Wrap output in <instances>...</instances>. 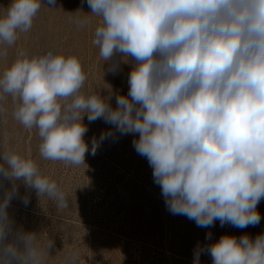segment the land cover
Returning <instances> with one entry per match:
<instances>
[{"label":"clouds","instance_id":"obj_1","mask_svg":"<svg viewBox=\"0 0 264 264\" xmlns=\"http://www.w3.org/2000/svg\"><path fill=\"white\" fill-rule=\"evenodd\" d=\"M55 7L56 0H46ZM43 0H11L0 9V59L28 33ZM100 17L92 44L117 74L130 64L127 95L82 92L86 73L77 55L18 49L0 73V118L38 129L39 155L70 166L85 165L89 123L112 129L93 137L91 154L108 138L138 134L135 151L152 168L168 211L210 228L261 221L264 199V0H87ZM78 12H83L78 9ZM72 22L90 23L83 12ZM115 96L116 106L111 100ZM0 264H46L53 240L16 226L8 212L22 183L55 208L70 207L68 193L41 172L30 154L0 151ZM27 205L29 196L20 197ZM208 232L206 239H211ZM207 253L212 264H264V233L223 234L194 249L193 264ZM70 249L64 264H75Z\"/></svg>","mask_w":264,"mask_h":264},{"label":"rangeland","instance_id":"obj_2","mask_svg":"<svg viewBox=\"0 0 264 264\" xmlns=\"http://www.w3.org/2000/svg\"><path fill=\"white\" fill-rule=\"evenodd\" d=\"M32 29L21 34L9 49L6 59H0V73L11 65L18 49L29 54H42L49 49L63 54L77 55L86 73L82 92L100 91L127 95V76L130 64H122L117 74L107 71L110 62L99 56V48L92 44L100 17L91 15L87 0H56L48 7L43 0ZM11 0H0V9L7 8ZM89 13L90 23L78 27L72 21ZM116 106L115 96L110 101ZM6 117L0 118V151L15 147L37 162L42 173L50 175L68 193L70 207L57 210L47 198H38L35 190L20 183L19 196L8 208L16 226L50 237L53 247L46 264H64L70 249L78 250L75 264H193L197 245L215 242L223 234L255 237L264 233V199L258 204L261 221L255 226L237 228L216 221L210 228L197 227L194 221L182 215L171 214L165 205L161 189L152 176V168L145 157L139 155L132 141L138 134L120 135L105 139L96 154H91L93 137L112 126L98 119L83 123L88 131L85 142L89 152L85 165L70 166L60 161H47L39 155L41 138L38 129H24L11 116L12 100L7 97ZM9 181H0V197ZM29 196L25 205L20 197ZM208 232L211 239H206ZM200 264H212L207 253L200 256Z\"/></svg>","mask_w":264,"mask_h":264}]
</instances>
